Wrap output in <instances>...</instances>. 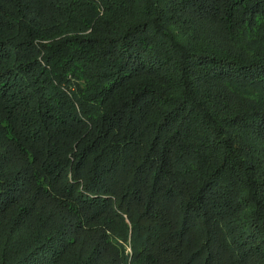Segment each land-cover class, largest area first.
Instances as JSON below:
<instances>
[{
	"label": "trees",
	"instance_id": "obj_1",
	"mask_svg": "<svg viewBox=\"0 0 264 264\" xmlns=\"http://www.w3.org/2000/svg\"><path fill=\"white\" fill-rule=\"evenodd\" d=\"M0 264H264V0H0Z\"/></svg>",
	"mask_w": 264,
	"mask_h": 264
}]
</instances>
